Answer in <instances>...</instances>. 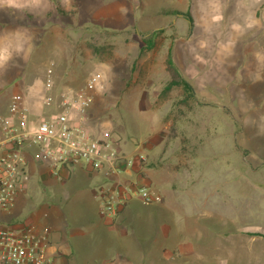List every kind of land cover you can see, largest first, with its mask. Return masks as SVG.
Here are the masks:
<instances>
[{
    "label": "rangeland",
    "instance_id": "rangeland-1",
    "mask_svg": "<svg viewBox=\"0 0 264 264\" xmlns=\"http://www.w3.org/2000/svg\"><path fill=\"white\" fill-rule=\"evenodd\" d=\"M106 3L120 7L117 22L101 13ZM129 3L132 10L127 12L124 7ZM205 5L207 11V0H195L191 9L190 2L179 0H43L39 6L17 10L0 7V49L9 52L0 65V112L9 111L15 93L26 98L30 90L36 91L39 101L49 69L54 72L55 97L64 87L85 89L88 77L99 72L101 78L89 88L93 101L87 126L132 155L144 153L150 189L162 198L149 204L138 198L130 204L121 213L125 219L112 224V229L126 231L124 240L115 243L135 259L146 251L149 260H156L151 257L159 248L180 246L177 262L220 264L223 259L228 264H261L264 64L259 77L253 75L251 61L240 71L236 55L233 59L229 53L234 50L230 43L241 41L242 31H214L207 37ZM172 9L182 11L174 23L173 15L161 14ZM184 12L193 14L192 27L183 20L188 19ZM109 23L115 28L107 27ZM154 26L164 28L149 48L143 35L154 31ZM171 47L195 96L181 85L164 92L177 78L167 61ZM124 97L133 99L132 107L128 100L120 104ZM57 110L56 103L46 105L38 118H48ZM32 167L30 163L29 179L14 209L0 211V224L31 221L36 210L43 213L46 199L47 206L59 205L75 223L96 218L103 206L98 195L95 201L89 199L81 183L71 179L70 186L57 191L53 180H43L38 172L32 175ZM164 199L166 206L159 215L168 216L166 222L155 219L152 210L161 207ZM51 217L59 216L52 211ZM227 225H232L228 234L218 231ZM165 231L171 235L165 236ZM186 233L193 237H181ZM91 241L89 246L94 244ZM67 246L73 247L72 242ZM86 255L80 264L92 263L84 260Z\"/></svg>",
    "mask_w": 264,
    "mask_h": 264
},
{
    "label": "built area",
    "instance_id": "built-area-1",
    "mask_svg": "<svg viewBox=\"0 0 264 264\" xmlns=\"http://www.w3.org/2000/svg\"><path fill=\"white\" fill-rule=\"evenodd\" d=\"M53 70L45 79V105L57 104L48 118L31 119L25 96L15 93L8 113H0V211L15 206L29 179L30 162L46 163L59 177V169L87 163L103 174L99 187L103 201L100 213L118 214L135 196L144 204L160 202L159 194L150 187L124 180L129 170L146 161L142 152L127 155L111 137L96 136L87 126L92 104L89 88L101 78L93 73L85 89L62 88L55 97ZM50 230L37 228L30 222L17 225L0 224V264H51Z\"/></svg>",
    "mask_w": 264,
    "mask_h": 264
},
{
    "label": "crops",
    "instance_id": "crops-1",
    "mask_svg": "<svg viewBox=\"0 0 264 264\" xmlns=\"http://www.w3.org/2000/svg\"><path fill=\"white\" fill-rule=\"evenodd\" d=\"M179 1L181 3H185V5H187V3L190 2V9H191L192 6L194 5L195 0H179ZM216 5L217 6L220 5L223 7L218 9V11L221 10L220 12L218 11L215 12V10L212 9ZM82 8L86 9V7L84 6ZM124 8L127 12H130L132 10V5L129 3ZM137 8L138 7H135V9ZM14 9L17 10L16 8ZM105 9L106 10L104 11L103 9V12L101 13L106 12V15L110 17L109 19H111L113 22H117V17L115 15L120 10V7H116V3L115 4L106 3ZM174 10L172 9L170 12L164 10L161 11V14L173 15L174 21L172 23H174L176 21L175 15H178L172 12ZM205 11H206V5H205ZM143 12L144 10H141V12L136 11L135 16L138 14L141 15ZM206 12H207V37L209 35H213L215 33L214 31H222L227 29V31H231L232 34L233 33L237 34L239 31H242L241 33L240 32L238 33L241 36V41H238L237 43L235 42L230 43V45L234 47V50L231 53H229V55L233 59H236L235 58L236 55L238 63L240 62L238 66V69L240 71L241 69H246L247 67L249 68L250 67L249 64L252 63V73L253 75L259 77L261 74L259 71L260 65L264 64V0H207ZM184 13L186 14V12ZM190 15L194 19L193 14L190 13ZM113 16H115V18ZM140 18L141 16L137 18V20L140 21ZM183 20L184 21L186 20L185 22L189 23L188 19H186L185 17H183ZM110 24L113 23H109L107 27L115 28L114 25H110ZM249 25H251V27H249ZM163 28H164L163 26L161 27L154 26L153 28L151 27V29H153L154 31ZM244 31L247 32L242 34ZM156 42L157 40L155 39V43ZM143 43L145 44L144 40ZM236 46L239 47L238 49L239 54L237 52H236L237 54L235 53ZM171 48H172V57L174 62L176 63L175 61L176 56L174 57L173 47ZM248 54L250 55V58ZM250 61L251 63H249ZM176 65L181 70L180 66L177 63ZM45 94L46 91L45 93L41 92L39 94L40 100L38 101V98L36 99L35 97L36 91L30 90L29 94L26 93V100L29 104V107H31L32 109V115L30 112L31 119H36V120L40 119L38 118V115L41 110L45 109L46 106L44 104ZM125 100L130 101L129 104L130 107L133 106L134 104L132 101L133 99H129L128 97H124L123 99H121L120 104ZM142 104L143 102L142 103L140 102V106ZM6 113L8 112L6 111ZM144 146H146V144ZM122 149H123L122 151L125 152L127 155H132L126 150V148L122 147ZM30 163L33 165L32 175L38 172L39 175L42 176L43 180L44 179L46 181L53 180L54 181L53 184L56 186L57 191H60L62 190V188L65 187L67 188L68 186H70L68 184L69 179L76 180L81 183L84 192L88 196V198L94 201L97 199L96 195H98L99 197V187L105 183L103 174L100 171L95 170L92 166H90L87 163H81L75 166L61 167L59 169L60 171L59 177H56L52 173L49 165L46 163H39L34 161ZM145 170L146 169L144 168V163L142 166L136 165L135 167L129 170V174L127 176H123L122 178H124V180H129V181L133 180L135 183L141 185H147L148 187L151 188L153 186L152 180L151 177L146 176ZM38 181L40 182V180ZM19 199H21V194L18 197V200ZM136 199L138 198L136 197L132 198L128 202V204L123 208V210H121L116 215L107 216L101 214L98 211L96 218L94 219L81 218L78 221V223L72 221L71 216L69 218V214H67L65 210L62 209L59 205H52L50 203L47 206L48 200L44 199L45 201L43 204L44 206L43 213L47 212L48 216L46 215L47 216L46 217L45 214L39 212V210H36L38 212L34 214V218L31 219V221L29 222L38 225L39 228L43 226L49 228L50 241H51L50 253L51 255H53V257H51L52 259L51 264H80L81 263L80 261L82 260V256L84 255L85 257V254L87 255L84 260H90L92 262L91 264H187L189 263L188 261L185 262L174 261V259L175 260L177 259L178 256L177 254L180 253L181 251L182 247L180 246L161 247L154 252L155 256L151 257L156 260H149L150 255L148 256L146 251L141 252V256L135 259L130 255L129 250H125L123 246L115 243L118 242L117 239L119 240L121 239V242L124 240V237L126 236V231L124 229L121 231L114 230L112 229V224L116 221H122L125 219L126 216L122 215L121 213L124 212L125 209L130 204H132L133 206V203L135 202ZM164 203H165V199L163 200V203H160L162 209H164L166 206ZM14 207H12L9 211L13 210ZM52 211L58 213L59 217H57V220L51 217ZM167 217L168 216L166 215L162 217L159 216L157 220L159 221L164 220L166 222L170 220ZM1 225H7V224H1ZM74 226L78 228H75ZM105 226H107L108 229L104 231L101 230L102 227ZM162 226L165 228V225ZM166 235L167 237H169L171 234L165 231V236ZM190 236L191 235H188L187 233L186 236H184V234L181 235V237H188V238L193 237ZM91 238L92 241L90 243L94 241L93 242L94 244L92 246H89L87 242H89ZM98 240L101 241L100 244L98 243L96 244ZM70 242H72L73 247L68 248L67 245ZM260 255L263 256L264 254L261 253ZM258 258L262 259L264 257H258ZM220 264H228V260L221 259Z\"/></svg>",
    "mask_w": 264,
    "mask_h": 264
},
{
    "label": "trees",
    "instance_id": "trees-1",
    "mask_svg": "<svg viewBox=\"0 0 264 264\" xmlns=\"http://www.w3.org/2000/svg\"><path fill=\"white\" fill-rule=\"evenodd\" d=\"M172 12H174L175 14H178L181 11L174 10ZM185 15L187 16L189 22L192 25L193 24V18L191 17L190 13H186ZM162 31H163L162 29H159V30H155V31L151 32L148 35H145L144 38H143V40L145 42V45L148 46L149 48H151L152 46H154L155 45L156 36L158 35V33L162 32ZM168 65H169V68H171L172 70H174V72L176 73L177 78L171 80L167 84V86L165 87L164 92L165 93L168 92L174 85H181L184 88V91L187 92L190 96H195L194 88H193L191 82L182 73V71L177 67L176 63L173 60V57H172V48H170V51H169ZM136 205H138V204H136ZM139 206H141L140 203H139ZM160 209H162V207H157V206L152 209V210H154L153 216L155 217V219H158L159 218V216H160L159 215ZM160 217H162V216H160ZM165 219H166V217H165ZM211 226H212V229L213 228H216V227H213V225H211ZM231 226L232 225H230L228 227V225H227L225 227H220V229L217 227V230L219 229L218 231H220V233L228 234L229 233L228 232V228H230ZM249 234H259V233H257V232H249Z\"/></svg>",
    "mask_w": 264,
    "mask_h": 264
},
{
    "label": "clouds",
    "instance_id": "clouds-1",
    "mask_svg": "<svg viewBox=\"0 0 264 264\" xmlns=\"http://www.w3.org/2000/svg\"><path fill=\"white\" fill-rule=\"evenodd\" d=\"M43 0H0V7L7 6L9 8H25L27 6H39ZM251 27V25H249ZM18 51L21 49H17ZM9 58L8 49H0V65Z\"/></svg>",
    "mask_w": 264,
    "mask_h": 264
}]
</instances>
